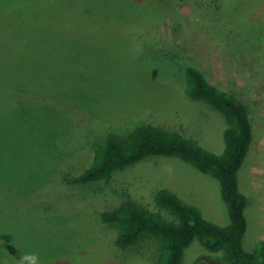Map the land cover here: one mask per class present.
<instances>
[{
  "label": "rangeland",
  "instance_id": "obj_1",
  "mask_svg": "<svg viewBox=\"0 0 264 264\" xmlns=\"http://www.w3.org/2000/svg\"><path fill=\"white\" fill-rule=\"evenodd\" d=\"M71 8L75 35L52 56L51 83L73 89L85 74L88 83L60 95L76 109L25 105L0 118V264L26 253L40 264H124L98 217L121 204L122 189L156 211L154 195L167 188L206 220L229 224L217 179L176 157H152L89 186L67 183L91 163L96 141L142 123L222 152L225 118L186 94L187 65L251 111L253 141L239 171L243 244L250 251L264 242V0H73ZM202 253L193 243L182 264Z\"/></svg>",
  "mask_w": 264,
  "mask_h": 264
},
{
  "label": "trees",
  "instance_id": "obj_2",
  "mask_svg": "<svg viewBox=\"0 0 264 264\" xmlns=\"http://www.w3.org/2000/svg\"><path fill=\"white\" fill-rule=\"evenodd\" d=\"M72 1L0 0V118L25 105L49 104L69 112L76 109L75 103H66L60 95L88 83L85 74L75 77L74 83L80 84L73 89L61 91L51 83L52 56L61 52L65 38L75 35L71 30L76 16ZM185 75L186 94L225 118L222 152H209L178 130L142 123L126 133H108L96 141L91 163L67 183L89 186L152 157L179 158L217 179L229 224L220 226L206 220L198 208L167 188L154 195L156 211L122 189L118 195L121 204L99 211L98 217L105 230L115 235L113 245L125 257L123 263L182 264L187 250L197 242L207 253L199 254L193 264H264V242L250 251L243 244L248 199L239 189V171L253 141L251 111L208 82L196 67L187 65Z\"/></svg>",
  "mask_w": 264,
  "mask_h": 264
},
{
  "label": "clouds",
  "instance_id": "obj_3",
  "mask_svg": "<svg viewBox=\"0 0 264 264\" xmlns=\"http://www.w3.org/2000/svg\"><path fill=\"white\" fill-rule=\"evenodd\" d=\"M19 264H40L39 256L36 253H26L20 257Z\"/></svg>",
  "mask_w": 264,
  "mask_h": 264
}]
</instances>
